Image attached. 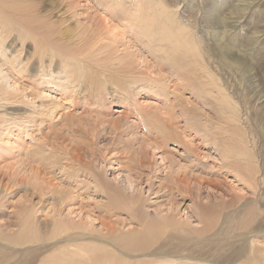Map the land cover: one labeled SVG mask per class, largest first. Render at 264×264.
Instances as JSON below:
<instances>
[{"label": "rangeland", "instance_id": "obj_1", "mask_svg": "<svg viewBox=\"0 0 264 264\" xmlns=\"http://www.w3.org/2000/svg\"><path fill=\"white\" fill-rule=\"evenodd\" d=\"M162 1L189 27L188 33L193 34L203 55L181 63L179 72L188 70L192 74L184 82L177 78L168 57L178 52L189 54L192 46L185 48L176 38L165 42L158 33L149 34L150 49L135 42L129 52L142 47L144 54L138 52L132 57L140 64L136 70L149 66L154 79L165 78V88L163 84L156 87L153 81L142 84L139 78V83L120 80L119 88L126 93L127 101L114 96L110 103L101 96L91 103L81 100L80 91L66 78L68 64L65 68L50 65L45 48L52 44L65 52L83 50L77 43L84 38L83 30L91 27L103 31L104 25L107 30L103 42L111 47L120 41L122 25L129 29L124 34L126 40L131 34L129 39L137 41L127 20L143 13L154 17L153 6H146L147 0L0 1L1 10L17 19L16 25L32 28L31 36L24 35L13 44L6 40L5 48L21 62L25 58L33 62L28 63L23 76L16 75L18 80L10 79L11 87L17 90L13 95L16 100L0 102V124L4 122L0 135V264H29L51 253L57 243L51 239L53 220L70 205L80 210L78 216L88 215L93 220L85 219L88 226L71 237L93 241L121 263L137 260L171 264L166 262L169 257L185 262L177 259L184 257L200 260V264H215V258L249 242L250 250L264 259V0ZM141 5L146 7L137 8ZM238 11L240 16L235 14ZM215 15L226 22L225 27L216 23ZM228 40H232L231 45ZM220 45H227L226 55L220 56ZM117 49L122 51L121 47ZM104 57L99 54V58ZM237 60L245 61L247 67ZM0 64L4 74H17L19 67H11L1 56ZM94 71L83 69L88 75ZM204 74L210 75L215 85ZM188 78L195 90L176 88L189 83ZM106 86L113 90L109 81ZM218 87L226 90L225 102ZM41 91L44 93L39 96ZM232 105L237 106V114L229 110ZM181 106L188 107L187 122L180 116ZM151 111H173L169 116L175 118L171 131L157 124L154 133V126L143 127L136 119L139 113ZM12 119L19 122L12 123ZM112 122H118L120 133L108 125ZM169 134L173 135L164 146L161 141ZM75 151L86 162L81 168L86 170H76L75 162L65 157V153ZM32 157L35 159L29 160ZM168 158L178 165L170 168ZM245 165L249 166L246 171ZM87 172L119 191V201L126 208L105 209L109 196L105 191L89 189L92 180L85 175ZM173 177L186 192L173 189L167 193ZM43 186L44 191L35 190ZM67 191L74 202L60 205L59 197ZM132 193L135 198L128 196ZM139 212L155 222L165 216L168 226L142 238ZM205 213L211 218L204 217L209 228L206 234L201 232L204 225L197 218ZM247 217L250 222L245 224ZM102 223L112 226L115 233L111 234L115 236L101 231ZM25 224L31 226L24 229ZM36 227L43 240L28 243ZM20 239L22 245L10 243ZM143 241L148 248L138 250L135 245L143 246ZM252 252L232 264H252Z\"/></svg>", "mask_w": 264, "mask_h": 264}, {"label": "bare ground", "instance_id": "obj_2", "mask_svg": "<svg viewBox=\"0 0 264 264\" xmlns=\"http://www.w3.org/2000/svg\"><path fill=\"white\" fill-rule=\"evenodd\" d=\"M147 2H148V4L146 3V6L147 5L153 6V16L154 17L149 18L147 15H145L143 13L139 16H130V18L127 20V22L129 23V28H131L135 32L133 35L138 36L137 41H135V40L131 41V39H129L132 36L131 34L128 35V40H126V37L124 34L129 33V29L125 25H122V28L120 30V32L122 34L120 41L117 42V45L115 47H111L110 44H105L103 42L106 38V33L104 31L107 30V28L104 25V27L102 28L103 31L98 30V29H91V27H87L86 29L83 30V33L85 34L84 38L81 37L77 40V43L82 44L83 50L79 51L76 48H73V49H69L67 52H65L61 48H59V49L55 48L52 44L47 45L45 50L47 52H49V55L47 54V57H46L49 59V64L50 65L51 64H57L58 67H63V68H65V66L68 64L69 71L66 73V78H67L69 84H71L73 86V88H77L80 91L79 95H80L81 100H84L87 103H91V102H94V99L101 96L100 99L103 98V101L109 100L107 103H110L115 96L117 98H120L121 101H123V102L127 101L126 93H124V91L120 90V88H119L120 80H122L125 83H127V82L132 83L134 81L139 83V81H136L139 78L141 82H144L142 84H147L148 82L153 81L154 83L157 82V83H155L156 87L161 86V84H163L162 81H164L165 78L163 77V79H161V80L158 78L154 79L149 74V66L145 67L146 69L143 71H141L139 69L136 70V67L139 66L140 64L137 61L133 60L132 57H133V55L137 54L138 52H140L138 54L143 55L144 53H143L142 47H140V50L138 49L136 52L135 51L129 52L130 49H132L133 47L136 46L134 44L135 42H137L138 46H141V45L144 46L143 49H146V50L150 49V46H149L148 41H147L148 40L147 37L149 34H153L155 32L161 36L162 41L170 42L173 38H176L181 46H183L185 48H188L189 45L192 46V48H188L189 54H182V53L178 52V53L170 55L168 57V60H169L168 63H169L171 68L175 67V72L177 74L178 79H183V81L186 82L185 77H187L188 75H192L189 73L188 70L187 71H180V72H179V70H181V68H182L181 63L188 62L189 60H196L197 58H199L201 56L200 55L201 53L203 55L202 49L200 52L199 43L193 37V34L188 33L189 27L186 24L182 23L180 20H178V18L176 17V14L174 12L170 11V6H168L165 2H163L162 0H149V1L147 0ZM248 5L249 4H247V6ZM146 6L141 5L137 8L143 9ZM2 7L3 6L0 3V10ZM239 10L242 11V8ZM240 11H238L235 14H237V16H238L239 14H241ZM212 12L214 15V11H212ZM215 12H216V10H215ZM173 14L175 15V17ZM213 15H212V17H213ZM215 16H216V19L218 21L216 23H218V24L222 23L223 25L222 24L221 25L224 26L226 22L225 21L221 22L220 15H215ZM16 20L17 19H15V18H10V14L7 12V10H1L0 11V56L3 57L5 59V61L7 62V64L10 65L11 67H13L15 69L17 67H19L17 69V74H15L14 72H10L9 75H6L3 73L2 64H0V102H3L5 104L13 103V101H11L12 99L16 100V98L13 97V95H14V92H16L17 90L11 87V84H10L11 77H14L15 80L16 79L18 80V77L16 75L23 76V73L26 72V66L28 65V63H29V65L33 64V62L28 58H25L24 62H21L22 60L21 61L19 60L20 59L19 56H14L13 52H9L8 48H5L6 40H9V42H12L11 44H13L17 39H23L24 35H25V37L32 35V28L31 27H29V29H28L26 27H21L19 25H16L14 23ZM221 25H218V26L221 27ZM219 30H220V28H219ZM11 34H14V35L10 36ZM143 37H144V39H141ZM254 40H256V39H253V42H255ZM231 42H232V40H228L227 44L231 45ZM234 43H236L235 40H234L233 44ZM44 45H46V44H44ZM7 46L9 47V45H7ZM226 46L227 45H225V46L222 45L221 47H219L217 49V51L220 52V56L224 55V54L226 55V53H227L226 52L227 49L225 48ZM118 47L122 48V51H121L122 53L119 52V50L117 49ZM99 54H102L105 57L99 58ZM154 54H157V51L154 50ZM177 54H179V55H177ZM150 57H152V56H150ZM54 58H56V59L54 60ZM221 59H222V57H221ZM19 61L21 64H19ZM42 61L39 59L40 64H42ZM109 62H111V63L108 64ZM236 62L238 64H240L241 66H243V68L247 67L245 64V61L240 62L239 60H237ZM153 65H154V63H151L150 66H153ZM83 69L95 70V71L92 72L93 75H88V74L83 72ZM36 74H38V70H37ZM204 75H205V78L210 82V84L215 85V82L213 81V79L211 78L210 75H208V74H204ZM188 80H189V78H188ZM108 81L110 82L109 87H111L113 90L109 89L106 86V82H108ZM145 81H147V82H145ZM13 84H15V82H13ZM174 86H177V84H174ZM182 87L186 88V89L190 88L191 89V90L189 89L190 92L192 90L196 89V86L190 80H189V83L184 84L181 87L177 86L176 88L181 89ZM164 88H165V85H164ZM218 88H219L218 89L219 92L222 94V98L224 99V93L226 90L223 87H221V88L218 87ZM47 89L48 88H46L44 90H47ZM117 89H119V92H116ZM42 93H44V91H41V93H39V96H41ZM225 100L226 99H224V102H225ZM235 107H237V106L232 105L229 108V110L232 111L233 113L237 114L236 113L237 109ZM187 109H188V107L181 106V110H180L181 111L180 116L184 117L185 122L188 121L187 117L189 115L187 112ZM172 113H173V111L172 112L151 111L148 113H139L138 118H136V119H138V121L141 123V125L143 127L153 128V126H154V129H155L154 133L156 132L157 124H163L165 126L166 130L171 131L170 127H172V120L175 119V118L169 117ZM132 116H135V114H133ZM11 122L12 123H18L19 121L17 119H12ZM3 123L0 124V129H1L0 135H2V133L4 132V131H2ZM108 125H110L113 128V130H114V132H116V134L121 132V129L119 128L118 122H112V123H109ZM12 126L15 127L14 125H12ZM6 130L10 131V129H6ZM172 135L173 134H169L163 141H161V144L164 145L165 142ZM150 138L152 140L154 139L151 136H150ZM162 153L164 154L166 152L163 151ZM245 154L247 155L246 152H245ZM170 155H171V157H173V154H170ZM65 157L69 160H72V162L73 161L75 162V169L76 170H86L87 167L85 169H81L82 167L85 166L86 162L80 157V154L78 151H75V153H65ZM33 159H35V157H32L29 160H33ZM162 160H164V159L162 158ZM169 160H170V158H168L166 160V163H167V165H169L170 168L172 165H178V162L174 161L173 158H171L170 161ZM243 167H244L243 168L244 171H246V169H249L248 165H245ZM30 170L33 172L35 171V169L33 167H30ZM85 175L91 177V178L89 177L92 180L91 181L92 183L89 182L90 183L89 184L90 190L96 189L98 191H105L108 194L109 197H107L108 202H106V206L104 207L105 209L110 210V209H114V208L115 209L126 208V205H124L123 203H121L119 201V196H121L119 191H117L116 189H114L112 187L109 188L107 185H105V182L103 180H101L100 178H96L90 172L85 173ZM144 184H145V182H144ZM116 187H117V185H116ZM45 188H46V186L45 187L43 186L41 188L35 187V190L40 192V191H44L43 189H45ZM48 188L49 187H47L46 190L52 189V188H50V189H48ZM130 188H128V189H130ZM173 189H176L179 192H181V191L186 192L185 189L181 188L180 182H178V180L174 177L170 183V186L166 187V191H167V193H170L173 191ZM121 190H123V189H121ZM62 192H66V191H62ZM67 192L68 193H61L62 195L59 197L60 205L68 204V202L70 203L71 202L70 200L73 199V197H71L73 195L69 196L70 191H67ZM180 195H182V194H180ZM128 196L134 197V194L128 195ZM73 200H72V202H74ZM137 201H139V199H137ZM70 206L68 208H65V209H67L65 215H62L63 211L65 210L64 209L61 213H59L57 215L56 219L53 220V223H52L53 228L51 230L52 231V236H51L52 238L51 239L52 240L56 239L57 243H55L53 245L52 249H50L51 253L47 254L45 258H41L38 261L37 260L33 261L34 259H32L33 262H30L29 264H116V263L125 264L124 262L121 263L120 262L121 259L116 257L113 253L107 252V250H105L102 246L93 243V241H91V243L82 242V240L80 238L71 237V234H73L74 232L79 231L80 229L84 228L85 226L86 227L88 226V221H85V219H89L91 222L93 220L90 219V217L88 215L85 217H80L81 215L78 216L80 214V210L77 211L78 209L76 207H75L76 208V210H75L74 206H72L73 209H71ZM64 207H67V206H64ZM202 209H204V207ZM74 211H77L78 214H74ZM173 211H172V213H173ZM26 212H29V211L25 209V213ZM73 214L75 215L74 217H73ZM205 216L207 218L211 219L209 216H207L206 213L202 214V215H197V218H198V223L204 225L203 228L201 229V232L206 234L207 232H209V228L207 225H205V222H207V219L204 218ZM25 218L27 220L29 219L28 216H26ZM137 220L139 222V226H140L139 228H142V229H140L141 237L145 238V239L152 236L153 234H155L156 230H158V229L162 230L165 226H168L166 224L169 222L168 219L165 218V216L159 217L158 221L155 222V221L149 219V217H147V215H145L144 213H140V212L138 213ZM243 221L245 222V224L250 222L248 217L246 219H244ZM27 223L30 224V222H27ZM29 226H31V225L25 224L24 229L28 228ZM113 229L114 228L112 226H110L109 224L102 223V230L101 231L105 232V234H107L109 236L113 235V234H111V233H113V231L115 233V230H113ZM113 236H115V235H113ZM95 237L100 239V240H104L102 236L101 237L95 236ZM29 238L31 240L28 243H35L36 244L39 241L43 240V239H40V237L38 235L37 227L32 230V234L29 236ZM8 242H9V240H8ZM54 242H55V240H54ZM10 243H12L13 245H22L23 244L21 239L20 240H12V241H10ZM44 245L45 244H43L42 246H44ZM40 246H41V244H40ZM135 247H137L138 250H144V249L148 248V245L146 246L144 241H143V246L139 245V247H140L139 248L138 246L135 245ZM250 249H251V243L250 242L248 243V245L247 244L246 245L241 244L238 249H236V250L231 249L228 253H225L224 256H222L220 258H215L213 260V263H215V264H217V263H219V264L220 263L232 264L237 259H239L241 257H245V255L249 251L252 252V250H250ZM167 254H169V253H167ZM177 259H179V260L185 259L184 260L185 262L177 261L176 259H173L171 257H169V260H167L166 262H169L171 264H179V263H182V264H200V260L199 261H193V260L190 261L188 258H184V257H177ZM263 261H264L263 256L256 255L252 252V264H263ZM148 263L153 264L152 261L145 262V261H137V260H135V262L131 263V264H148ZM207 264H209V262H207ZM236 264H239V263H236Z\"/></svg>", "mask_w": 264, "mask_h": 264}]
</instances>
